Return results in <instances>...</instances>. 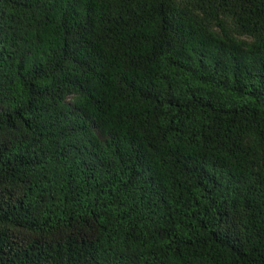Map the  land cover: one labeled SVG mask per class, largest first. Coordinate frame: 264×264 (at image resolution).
Listing matches in <instances>:
<instances>
[{
  "label": "trees",
  "instance_id": "obj_1",
  "mask_svg": "<svg viewBox=\"0 0 264 264\" xmlns=\"http://www.w3.org/2000/svg\"><path fill=\"white\" fill-rule=\"evenodd\" d=\"M0 264H264V0H0Z\"/></svg>",
  "mask_w": 264,
  "mask_h": 264
}]
</instances>
